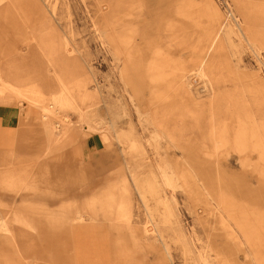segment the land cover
<instances>
[{"label":"rangeland","instance_id":"374dc122","mask_svg":"<svg viewBox=\"0 0 264 264\" xmlns=\"http://www.w3.org/2000/svg\"><path fill=\"white\" fill-rule=\"evenodd\" d=\"M10 79L54 103L5 106L0 255L10 230L17 264H70L50 214L121 184L115 259L264 264V0H0V101Z\"/></svg>","mask_w":264,"mask_h":264},{"label":"crops","instance_id":"0c3cea01","mask_svg":"<svg viewBox=\"0 0 264 264\" xmlns=\"http://www.w3.org/2000/svg\"><path fill=\"white\" fill-rule=\"evenodd\" d=\"M19 80V79H17ZM9 82L11 86H8V92L14 97L11 99H5L0 101V126L3 129H14L19 123V113L14 112V110H8L6 105H14V101L18 98L23 99L21 96L28 94V91H32L35 87L37 88L46 99H42L41 103L44 101H52V84L42 79V82L37 85L26 83H20L10 79ZM24 85L26 87H24ZM21 87V89H20ZM24 93V94H22ZM26 100H29L30 96H26ZM5 101V102H4ZM31 107L39 109L42 111L38 104H31ZM54 103V102H53ZM6 137L1 135L0 138ZM96 150L94 145H89V147H81V154L83 157L85 155L92 154V151ZM84 157V161H86ZM91 159V158H90ZM86 162H84L85 165ZM94 165V164H93ZM102 170V168H95V171ZM28 189L32 188L29 184ZM123 185L115 184L113 187L109 188L106 196L99 198H91L85 200L82 203H71L63 204L60 208L59 213L50 214V224L52 227H58L68 233V246L70 248V264H126L124 260L115 259L113 253L115 248L112 246L109 238V232L106 228L100 226L101 224L96 222L98 216L113 217L115 216L117 222L128 223V213L130 215V210L127 209L126 205V192ZM107 199L112 200V204L106 202ZM131 209V208H130ZM99 210V211H97ZM110 219V218H109ZM29 224H27L28 226ZM2 243L9 245L12 252L6 254L5 252L0 255V264H17L19 260V249L17 237L12 231L8 230L7 237L2 236ZM135 239V238H133ZM10 241V242H9ZM12 255V256H10ZM21 258V256H20ZM14 259L16 261H14ZM12 261V263H11Z\"/></svg>","mask_w":264,"mask_h":264},{"label":"bare ground","instance_id":"6f19581e","mask_svg":"<svg viewBox=\"0 0 264 264\" xmlns=\"http://www.w3.org/2000/svg\"><path fill=\"white\" fill-rule=\"evenodd\" d=\"M70 35V34H69ZM48 53V52H47ZM48 55L49 56H51L49 53H48ZM55 68H57L59 71L58 72H60V73H57V78L62 82V84H63V86H64V90H63V93H64V91H69V87H70V81H72V76L71 77H69L68 79H65V78H63L62 77V75H65L66 74V72H67V68L69 67L68 66V64H66V63H64V62H58V63H55ZM61 90V89H60ZM22 94H24V93H22ZM27 95H29L30 96V98H29V100H31V101H29L31 104H39V103H41L42 101V99L44 100V99H46L45 98V96H43L42 94H41V92L37 89V88H34V89H32V91H28V94H26L25 95V98H27L26 96ZM55 98H57V97H55ZM60 98H62V96L60 97ZM5 102V101H4ZM55 102L57 103V104H59V105H62L63 104V102H64V100H55ZM44 113H46V114H50V112L49 111H47V110H44ZM10 242V241H9ZM10 256H12V255H10ZM12 262V261H11Z\"/></svg>","mask_w":264,"mask_h":264}]
</instances>
